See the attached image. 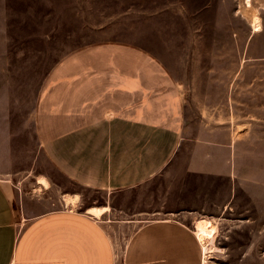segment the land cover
I'll use <instances>...</instances> for the list:
<instances>
[{
	"label": "crops",
	"instance_id": "1",
	"mask_svg": "<svg viewBox=\"0 0 264 264\" xmlns=\"http://www.w3.org/2000/svg\"><path fill=\"white\" fill-rule=\"evenodd\" d=\"M47 78L36 108L37 164L48 158L72 191L64 193L48 170L29 187L31 168L24 170L27 179H20L23 173L15 168L0 169V264H204L195 226L180 220L138 225L121 252L106 227L118 212L114 196L171 167L180 165L184 176L233 183L239 142L235 122H190L182 86L167 63L135 44L85 45L60 59ZM89 191L103 199H90ZM66 197L78 198L77 206H67ZM231 200L220 217L207 218L226 241L241 236L245 227L250 245L231 250L214 243L210 264H259L256 221L223 216L232 209ZM84 203L90 204L81 210ZM91 208L104 212L97 216Z\"/></svg>",
	"mask_w": 264,
	"mask_h": 264
},
{
	"label": "rangeland",
	"instance_id": "2",
	"mask_svg": "<svg viewBox=\"0 0 264 264\" xmlns=\"http://www.w3.org/2000/svg\"><path fill=\"white\" fill-rule=\"evenodd\" d=\"M246 1L0 0V169L15 168L23 173L20 179H27L24 170L31 168L29 187L48 170L64 193L71 192L69 179L48 158L37 164L36 108L47 75L60 59L88 44L138 45L167 63L169 74L182 86L190 122H235L237 170L230 184L221 177L184 176L177 165L114 196L118 212L105 226L117 251L138 225L154 219L173 218L194 227L202 218L220 217L236 188L233 207L223 216L256 221L253 249L256 245L259 264H264V0H251L250 6ZM255 15L259 32L253 26ZM247 232L242 226V235L227 241L217 233L215 244L246 249Z\"/></svg>",
	"mask_w": 264,
	"mask_h": 264
},
{
	"label": "bare ground",
	"instance_id": "3",
	"mask_svg": "<svg viewBox=\"0 0 264 264\" xmlns=\"http://www.w3.org/2000/svg\"><path fill=\"white\" fill-rule=\"evenodd\" d=\"M247 4L250 6L251 0L246 1ZM253 26L255 32H259L261 30V23L260 19L257 15L253 16ZM39 181L44 184V186H49V183L45 178L40 177ZM77 199L78 198H70L66 197L65 201L67 206L69 207H76L77 206ZM90 213L100 216L103 212L104 209L100 208H91L89 210ZM195 228H196V234H198L200 240L203 243V248H204V264L209 263V254L211 251L215 248L214 243L217 238V233H218V228L212 224V221L209 220V218H202V220H197L195 222ZM211 258V257H210Z\"/></svg>",
	"mask_w": 264,
	"mask_h": 264
}]
</instances>
